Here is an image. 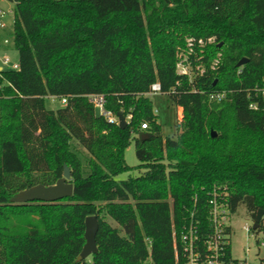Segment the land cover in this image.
<instances>
[{"label": "trees", "instance_id": "1", "mask_svg": "<svg viewBox=\"0 0 264 264\" xmlns=\"http://www.w3.org/2000/svg\"><path fill=\"white\" fill-rule=\"evenodd\" d=\"M9 1L19 61L0 71V264H177L181 232L191 220L201 237L208 232L209 194L222 185L231 211L243 206L256 220L264 210V0ZM179 55L191 77L178 73ZM155 83L183 110L176 137L163 136L147 96ZM214 91L225 98L209 101ZM92 94L105 95L128 127L98 116ZM48 97L67 103L48 109ZM131 139L143 172L117 180L133 170ZM65 166L72 197L12 202L55 184ZM89 216L99 221L98 252L77 262Z\"/></svg>", "mask_w": 264, "mask_h": 264}, {"label": "built area", "instance_id": "2", "mask_svg": "<svg viewBox=\"0 0 264 264\" xmlns=\"http://www.w3.org/2000/svg\"><path fill=\"white\" fill-rule=\"evenodd\" d=\"M10 13H12V11H10ZM7 14L8 12H4L0 9V30L5 29L3 19ZM200 43L202 42L200 41ZM8 44L9 41L7 39L0 41V49L6 47ZM1 61L4 66L10 64L8 56H4ZM3 65H0V71L5 70ZM12 70H18V65L14 64ZM177 71L179 74L187 75L188 77L192 76L191 68L184 58H180ZM156 93H161V88L158 83L152 85L151 91L147 96ZM262 93L264 94V87ZM225 96V91H214L208 94V99L209 101H221ZM88 98L98 116L104 117L110 123L119 125L118 116L107 109L105 95L92 94L89 95ZM61 103L65 105L67 103L66 98H62ZM252 107L255 108L254 105ZM142 128L145 129L146 125L143 124ZM229 194V187L227 185L215 187L209 194L208 232L201 237L199 227L194 224L193 220L190 221L189 225L186 226L180 234V253L182 255V260L180 261V255L177 253V264H244L233 259L231 253V235L233 230L229 226V222L238 211L235 213L231 211ZM255 223L256 220L253 219V225L249 226L246 224L244 229L248 233L264 234V215L256 229L253 228ZM259 244L260 247L264 249V239ZM260 264H264V258L261 260Z\"/></svg>", "mask_w": 264, "mask_h": 264}, {"label": "rangeland", "instance_id": "3", "mask_svg": "<svg viewBox=\"0 0 264 264\" xmlns=\"http://www.w3.org/2000/svg\"><path fill=\"white\" fill-rule=\"evenodd\" d=\"M0 9L8 14L3 19L5 23V29L0 30V41L8 40L9 44L6 47L0 49V65L2 64L1 59L4 56H8L10 64L4 66L5 70H12L14 64L18 65L19 55L14 44V9L15 3L9 0H0ZM12 11V13H10ZM190 52V51H188ZM180 58H185L184 55H179ZM153 102V109L162 127V133L164 137H176L178 135V127L182 124L184 117L183 110L177 108L168 99V97L162 93H156L148 96ZM46 107L48 109L56 110L62 107L61 100L56 97H48L45 100ZM128 121V119H126ZM73 149L81 157L85 163L88 154L76 144H73ZM125 159L128 166L132 167L133 170L129 173L122 174L117 177V180H127L130 177H137L143 171L137 169L140 162L136 156V144L135 140L131 139L130 145L125 152ZM109 222L117 227V224L108 219ZM248 224L253 225V217L241 206L237 214L231 218L229 226L232 228L233 233L231 235V253L233 259L241 263L247 264H260L264 258V249L260 247V242L264 239L263 233L253 234L248 233L244 226Z\"/></svg>", "mask_w": 264, "mask_h": 264}, {"label": "water", "instance_id": "4", "mask_svg": "<svg viewBox=\"0 0 264 264\" xmlns=\"http://www.w3.org/2000/svg\"><path fill=\"white\" fill-rule=\"evenodd\" d=\"M248 63V59H242L237 67H243ZM1 70V69H0ZM119 127L121 129H126L129 125V122L126 121V118L119 114ZM216 136V132L212 131V137ZM71 170L68 166L64 167V172L62 178L57 180V182L50 186H45L42 184L27 188L25 190L17 193L13 198L12 202L14 204H27L31 202H44V203H53L60 200L69 198L73 196L74 186L71 182ZM264 215V210L260 209L257 212L256 223L253 228L256 229L259 225V222ZM99 231V221L96 216H89L85 220V245L77 257V262H82L91 255L97 254L98 247L96 242V237Z\"/></svg>", "mask_w": 264, "mask_h": 264}]
</instances>
